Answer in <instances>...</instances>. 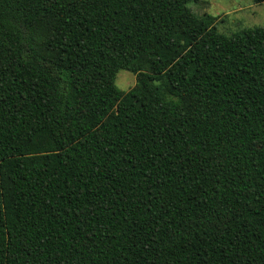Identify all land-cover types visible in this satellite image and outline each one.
<instances>
[{
    "label": "trees",
    "instance_id": "trees-1",
    "mask_svg": "<svg viewBox=\"0 0 264 264\" xmlns=\"http://www.w3.org/2000/svg\"><path fill=\"white\" fill-rule=\"evenodd\" d=\"M191 1L0 0V264H264V27Z\"/></svg>",
    "mask_w": 264,
    "mask_h": 264
},
{
    "label": "rangeland",
    "instance_id": "rangeland-1",
    "mask_svg": "<svg viewBox=\"0 0 264 264\" xmlns=\"http://www.w3.org/2000/svg\"><path fill=\"white\" fill-rule=\"evenodd\" d=\"M197 15L214 17L216 29L232 35L250 27H264V2L254 3L253 0H194L189 3ZM137 83L135 73L120 69L116 75V84L124 91L133 88Z\"/></svg>",
    "mask_w": 264,
    "mask_h": 264
}]
</instances>
